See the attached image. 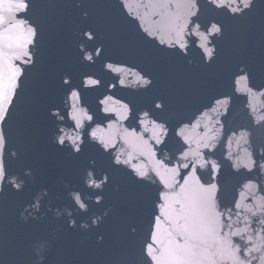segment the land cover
I'll return each mask as SVG.
<instances>
[{"label": "clouds", "instance_id": "obj_1", "mask_svg": "<svg viewBox=\"0 0 264 264\" xmlns=\"http://www.w3.org/2000/svg\"><path fill=\"white\" fill-rule=\"evenodd\" d=\"M117 3L144 39L158 48L178 50L189 57V50L195 47L205 65L217 59V41L223 38L224 25L211 20L205 28L194 20L201 13V0ZM203 3L216 11L226 10L229 16L243 21L256 18L264 0ZM75 6L81 8L82 0H75ZM32 7L33 0H0V200L8 193L23 192L26 183L35 180L31 168H25L21 174L11 167L12 161L19 160L21 155L11 142L14 110L29 70L36 67L41 38ZM88 15L86 10L81 12L85 19ZM259 36L264 38V30ZM95 39L92 29L80 33L77 49L82 53V61L88 64H95L104 49L103 44L94 49L88 47L87 42ZM187 63L191 66L194 61L189 58ZM103 70L112 74L115 81L107 84L108 91L97 99V104L100 114L113 118L102 123L95 120L96 113L84 102L81 89L101 88L102 79L85 74L80 87H72L62 96V108L50 109V116L57 121L51 142L76 154L85 145L87 133L88 143L110 154L114 166L130 173L136 181L160 186L150 223L139 232L131 227L133 240L104 264H264V87L253 86L248 66L239 65L230 91L214 97L208 106L192 112L175 127L174 136L179 143L174 156L161 148L172 133L168 120L157 119L148 109H141L136 111L135 124L129 126L126 122L132 117V105L112 94L117 88L147 90L153 85L152 76L134 64L110 59L103 62ZM71 80L70 75L63 74V85H69ZM234 95L243 98L246 123L230 124ZM154 108L162 110L163 101L156 100ZM88 163L91 167L84 171L83 184L101 194L69 190L67 195L74 207H53L51 198L46 200L48 188L41 187L30 203L18 209L17 223L26 226L47 219L48 230L30 240L25 246L26 255L20 256L0 229V264H100L61 249L52 254L63 228V223L57 222L66 220L68 228L76 229V215L88 212L90 202H104L109 173L97 174L93 171L96 161L90 159ZM225 168L236 174L231 188L221 177ZM198 169L208 175L202 179ZM64 188L69 189V185L64 183ZM225 193L230 197L229 203L224 202ZM110 212L111 205L80 221L78 227L83 235L75 248L87 246L88 233L99 229ZM46 213H51V217ZM104 239L102 233L95 235L98 245Z\"/></svg>", "mask_w": 264, "mask_h": 264}, {"label": "water", "instance_id": "obj_2", "mask_svg": "<svg viewBox=\"0 0 264 264\" xmlns=\"http://www.w3.org/2000/svg\"><path fill=\"white\" fill-rule=\"evenodd\" d=\"M85 10L89 12L86 19L81 16ZM31 14L40 26L41 38L36 67L29 70L21 99L14 110L11 142L21 155L19 160L12 161L11 167L13 172L21 174L25 168H31L35 180L28 181L23 192L8 193L0 200V229L15 245L16 254L26 255V244L48 230L47 219L20 225L17 223L18 209L24 203H30L41 187L48 188L46 200L51 198L53 207H74L67 195L69 190H80L93 196L101 194L92 192L83 184L84 171L91 167L88 161L95 160L93 171L97 174L108 172L110 176L103 192L104 202L100 205L90 202L88 212L76 215V229L68 228L66 220L57 222L63 223V228L53 245L52 254L61 249L104 264L115 257L120 247L133 240L129 231L131 227H136L139 232L150 223L155 212L153 202L160 186L136 181L130 173L114 166L110 154H104L95 144L88 143L87 133L80 153L73 154L70 148L57 147L51 142L57 121L50 116V109L62 108V96L70 88L80 87L83 75L94 74L102 79V86L81 89L83 100L96 113V121L102 123L113 118L100 114L97 104V99L108 91L107 84L115 81L112 74L103 70V62L110 59L134 64L152 76L153 85L140 92L117 88L112 94L132 105V117L126 122L129 126L135 124L136 111L141 109H148L157 119H167L172 133L161 148L168 149L174 156L179 143L174 136L175 127L187 120L192 112L208 106L214 97L230 91L232 78L240 64H246L250 69L254 87H264V38L259 36L264 30V5L256 18L241 21L229 16L226 10L216 11L201 0V13L194 20H199L205 28L211 20L224 25L223 38L217 41V59L210 65L203 63L195 47L189 50V57H185L178 50H165L146 41L135 24L123 14L117 0H82L81 8L75 6V0H33ZM85 29L96 33V39L87 42L90 49L98 44L104 45L95 64L83 62L82 53L77 49L80 33ZM189 58L194 61L191 66L187 63ZM65 73L72 77L69 85L62 83ZM240 87L243 89L242 84ZM156 100L163 101L162 110L154 108ZM242 102V97L233 96L235 109L231 125L247 122ZM64 123L69 124L67 120ZM198 174L202 179L208 175L199 169ZM235 175L230 168L221 173L229 188L236 182ZM64 183L69 189L64 188ZM227 195L225 193V203L230 202ZM110 205L112 212L108 218L99 229L94 228L88 233L87 246L75 248L83 235L78 227L80 221L100 214ZM46 216L51 217V213ZM97 233L105 237L99 245L95 241Z\"/></svg>", "mask_w": 264, "mask_h": 264}]
</instances>
